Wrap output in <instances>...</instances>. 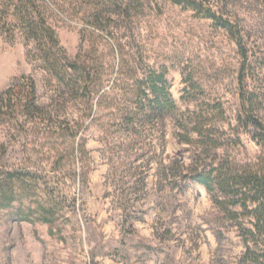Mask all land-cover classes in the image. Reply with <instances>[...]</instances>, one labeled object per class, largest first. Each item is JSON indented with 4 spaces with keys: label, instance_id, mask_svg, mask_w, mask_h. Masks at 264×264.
<instances>
[{
    "label": "rangeland",
    "instance_id": "1",
    "mask_svg": "<svg viewBox=\"0 0 264 264\" xmlns=\"http://www.w3.org/2000/svg\"><path fill=\"white\" fill-rule=\"evenodd\" d=\"M102 1L98 12V0H53L47 15L67 57L103 86L91 114L34 45L0 35V96L32 79L39 108L15 100L0 118V195L11 199L0 201V264H241L235 223L184 178L197 146L180 141L187 117L206 116L223 132L221 158L264 155L240 122L234 41L172 0ZM204 2L247 34L248 86L264 117V0ZM153 71L167 73L172 114L150 113L136 92Z\"/></svg>",
    "mask_w": 264,
    "mask_h": 264
},
{
    "label": "trees",
    "instance_id": "2",
    "mask_svg": "<svg viewBox=\"0 0 264 264\" xmlns=\"http://www.w3.org/2000/svg\"><path fill=\"white\" fill-rule=\"evenodd\" d=\"M53 0H0V35L14 37L16 31L22 38L34 45L39 60L60 86L68 89L72 96L83 97L93 112V102L104 98L103 86L95 72L80 60L71 61L61 46L56 30L48 20V12ZM126 1V0H124ZM129 3L135 0H127ZM177 5H188L200 10L207 19L225 29L234 41L241 59L238 76V94L244 128L254 130L253 139L264 149V117L258 111L259 99L248 86L251 72L248 36L237 24L206 5L204 0H172ZM214 4L223 0H213ZM226 1V0H224ZM106 3V2H105ZM105 3L98 0L96 10L103 12ZM209 5V4H208ZM28 80L24 91L19 80L0 96V118L7 115L15 100L38 110L36 88L32 79ZM99 82V83H98ZM24 86V87H25ZM145 89H142V87ZM148 102V111L153 114L173 113L175 101L170 93L166 72H150L136 91ZM19 97L16 99L15 97ZM264 105V99L261 101ZM186 129L180 141L196 145L188 173L184 178L205 187L216 208L228 221L235 223L244 246L241 264H264V155L255 161L239 163L234 159L221 158L223 146L221 130L207 128L208 117L193 116L185 119ZM216 134L220 136L217 138ZM13 198V197H12ZM10 201L7 194L0 195V201ZM8 201V202H9ZM49 223L48 219H45Z\"/></svg>",
    "mask_w": 264,
    "mask_h": 264
}]
</instances>
